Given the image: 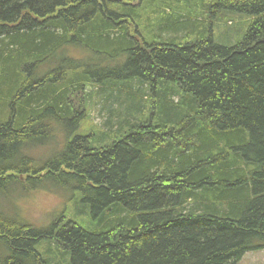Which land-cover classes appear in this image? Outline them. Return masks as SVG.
Here are the masks:
<instances>
[{
  "label": "trees",
  "instance_id": "16d2710c",
  "mask_svg": "<svg viewBox=\"0 0 264 264\" xmlns=\"http://www.w3.org/2000/svg\"><path fill=\"white\" fill-rule=\"evenodd\" d=\"M133 1L0 0V264H237L264 250V0H198L247 18L226 44L198 5L146 22ZM96 97L116 127L81 131ZM41 191L72 212L30 220L21 207Z\"/></svg>",
  "mask_w": 264,
  "mask_h": 264
},
{
  "label": "rangeland",
  "instance_id": "374dc122",
  "mask_svg": "<svg viewBox=\"0 0 264 264\" xmlns=\"http://www.w3.org/2000/svg\"><path fill=\"white\" fill-rule=\"evenodd\" d=\"M146 2L145 8L141 6V0H134L131 2V7L135 10L134 13L138 15L141 19L151 20V18L156 14L157 19H159L160 15H165L167 13H172L178 10V13L180 14H187L191 18L196 17L194 14H196L199 17V20L203 22V24H207L211 22L214 27V34L213 38L215 42L220 44H226L227 42H234L237 38L238 32L242 31L246 26V17L239 16V15H228L230 22L223 21V20H217L219 18L218 14H213L212 18L208 15V4H203L202 6L199 5L198 0H144ZM119 4H123V0H120ZM192 5H198L194 14L191 13L192 11L189 10V8ZM212 10V8L210 7ZM168 16V15H167ZM148 19V20H147ZM148 27L149 24L145 23ZM146 27V28H147ZM149 33L146 32V36H148ZM7 50L9 53L10 50L6 47H1ZM12 57L15 59H19L18 66L20 67L26 63V59L28 56L23 55L18 57V54H13ZM30 62H27V65H30ZM8 69H12L11 67H7ZM51 68V67H50ZM44 69H48L45 67ZM43 69V70H44ZM15 72L19 73V79H24L23 75L19 70H16ZM22 74V75H21ZM21 80L16 79L18 87L21 83ZM44 85V84H42ZM40 85L39 91L41 93H47V89L44 88V86ZM17 87V88H18ZM16 88V89H17ZM91 90V89H88ZM102 93H100L101 95ZM106 93H103L102 95H105ZM101 95V96H102ZM174 95V92H166L165 94V100L171 98V96ZM70 100V97L68 98ZM103 99V98H102ZM68 100V102H69ZM72 100L75 101V105H77V100H79L78 95H73ZM116 106H110L109 103H103L100 102L98 97L94 99V105L91 107L90 115L89 117H85V119L81 123V131L88 130L90 128L95 127V125L102 126L103 123L106 121L111 122L114 124V128L116 127V122L119 120L116 118L117 112L113 110ZM86 110V109H85ZM3 120L2 116H0ZM57 150L59 148V145H56ZM42 154H48L50 153L49 150H41ZM72 201V200H71ZM192 202V200L188 201L183 207H188L189 204ZM21 207V205H20ZM69 209L70 212H72V202L70 203V200L66 199L65 196H62L60 194L55 193H49L45 191H41L40 193H37L34 195L32 200L21 207L26 209L25 215L34 222H41L43 215L45 213H56L60 211L62 208ZM61 253V252H60ZM60 255V254H59ZM238 264H264V251L259 252H252L247 253L243 259Z\"/></svg>",
  "mask_w": 264,
  "mask_h": 264
},
{
  "label": "bare ground",
  "instance_id": "6f19581e",
  "mask_svg": "<svg viewBox=\"0 0 264 264\" xmlns=\"http://www.w3.org/2000/svg\"><path fill=\"white\" fill-rule=\"evenodd\" d=\"M6 43V42H5ZM187 205V204H186Z\"/></svg>",
  "mask_w": 264,
  "mask_h": 264
}]
</instances>
